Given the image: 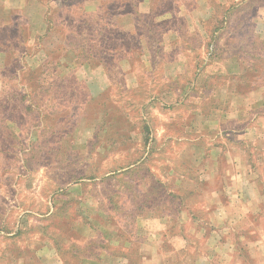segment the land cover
Segmentation results:
<instances>
[{
    "label": "rangeland",
    "instance_id": "obj_1",
    "mask_svg": "<svg viewBox=\"0 0 264 264\" xmlns=\"http://www.w3.org/2000/svg\"><path fill=\"white\" fill-rule=\"evenodd\" d=\"M45 2L1 34L0 264H264V0Z\"/></svg>",
    "mask_w": 264,
    "mask_h": 264
},
{
    "label": "crops",
    "instance_id": "obj_2",
    "mask_svg": "<svg viewBox=\"0 0 264 264\" xmlns=\"http://www.w3.org/2000/svg\"><path fill=\"white\" fill-rule=\"evenodd\" d=\"M218 5L211 0H137L136 5H132V10L125 14V19H129L123 28L127 30L141 29L138 24V17L133 14H150L158 27L165 32L164 35L172 34L178 30L179 20L190 21L193 17V26L188 25L189 29L201 31L206 29L204 24L217 11V6L223 7L227 0H216ZM254 0H230L227 7L236 5L238 8L245 7ZM146 7L144 10L141 6ZM230 5V6H229ZM47 3L45 0H0V29L12 24L18 25L20 20L28 24L32 35H37L47 29ZM257 13L262 18L264 26V3L257 7ZM197 15V18H196ZM209 15H211L209 17ZM171 32V33H170Z\"/></svg>",
    "mask_w": 264,
    "mask_h": 264
},
{
    "label": "trees",
    "instance_id": "obj_3",
    "mask_svg": "<svg viewBox=\"0 0 264 264\" xmlns=\"http://www.w3.org/2000/svg\"><path fill=\"white\" fill-rule=\"evenodd\" d=\"M111 1H113V0H104V3H110ZM127 2L128 3H130V5L132 6H134V5H136L137 3V0H127ZM122 5H125V2H124V0H122V4H121V6ZM132 9H130V10H124L123 9V7L122 8H120V9H117L116 10V13H114V14H116V15H120V16H124L125 14H127V12H129V11H131ZM96 11H99V12H101L102 11V9H97ZM111 11V10H110ZM112 12V11H111ZM145 14H148V13H145ZM116 15H113V17L114 16H116ZM133 15H136L137 17H138V24L140 23V17H143L144 16V14L143 13H138V14H133ZM150 15V14H149ZM151 16V15H150ZM153 16V15H152ZM19 24L20 23H18V25H16V24H13L12 26L11 25H9V26H6V27H4V28H2V29H0V43L1 42H3L2 41V38H1V34L4 32V31H8L9 29H11L13 26H16V27H19ZM140 25V24H139ZM122 30H124V28L122 29ZM125 31V30H124ZM129 33V32H128ZM4 50V49H3ZM2 52V50L0 49V53Z\"/></svg>",
    "mask_w": 264,
    "mask_h": 264
}]
</instances>
